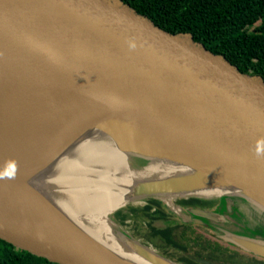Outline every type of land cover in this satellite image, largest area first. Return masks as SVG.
<instances>
[{"label":"water","instance_id":"95a60500","mask_svg":"<svg viewBox=\"0 0 264 264\" xmlns=\"http://www.w3.org/2000/svg\"><path fill=\"white\" fill-rule=\"evenodd\" d=\"M53 122L61 125L56 150L95 123L127 153L130 169L131 155L177 159L242 188L247 195H237L264 212V79L122 0H0V153L47 137ZM14 124L17 140L6 132ZM45 159L24 158L16 175ZM144 181L130 200L201 180ZM35 189L33 197L0 186V239L59 264H120L50 208L46 186ZM189 211L198 224L214 216ZM121 234L137 253L147 249L159 264H175ZM228 241L264 258V238L232 232Z\"/></svg>","mask_w":264,"mask_h":264},{"label":"bare ground","instance_id":"6f19581e","mask_svg":"<svg viewBox=\"0 0 264 264\" xmlns=\"http://www.w3.org/2000/svg\"><path fill=\"white\" fill-rule=\"evenodd\" d=\"M53 124L56 128L47 137L9 154L0 153L5 167L0 170V186L15 192L20 189L26 192L28 189L29 192L26 193L33 197L38 195L33 190L40 183L46 186L50 196L47 204H50V208L56 209L84 238L120 264L163 262L147 249L142 254L125 251L115 239L114 229L108 221L109 213L130 200L140 184L145 182V177L163 181L185 176L201 180L192 187L177 189V194L169 192L168 195L173 197L190 194L205 197L247 195L242 188L229 183L225 178L200 171L192 164L163 155L148 156L151 162L142 171H132L127 153L119 149L116 141L100 131L95 123L84 127L62 149L56 150L55 140L59 137L61 125L58 122ZM16 128L17 124L7 128L10 138ZM1 137L6 136L1 134ZM11 139L17 140L19 137ZM2 150L0 147V151ZM43 151L46 153L42 154ZM31 155H48L51 159L33 163L31 172L18 177L15 171L17 163L20 164ZM20 178L25 180L20 182ZM140 191L146 192L144 189ZM82 217H85L84 221Z\"/></svg>","mask_w":264,"mask_h":264},{"label":"trees","instance_id":"16d2710c","mask_svg":"<svg viewBox=\"0 0 264 264\" xmlns=\"http://www.w3.org/2000/svg\"><path fill=\"white\" fill-rule=\"evenodd\" d=\"M139 14L147 16L171 33H190L208 50L222 55L242 72L259 75L264 79V0H122ZM160 9H168L162 12ZM260 23V24H259ZM254 32L248 27L258 25ZM186 205L211 204L191 198ZM147 205L135 208L148 219L147 228L152 236H158L168 246L182 252L178 259L183 264H195L188 258L187 245L174 239L173 216L163 208L159 199H147ZM143 217V219H144ZM121 219V218H120ZM123 224V222L120 221ZM151 237V236H150ZM153 238V237H152ZM151 238V239H152ZM192 241V239L190 238ZM196 257L220 261L218 255L236 258V253L221 243L199 240ZM199 247L201 249H199ZM209 251L205 256L202 251ZM264 264V260L251 259L246 264ZM0 264H59L44 257L36 256L0 239ZM200 264V263H196Z\"/></svg>","mask_w":264,"mask_h":264},{"label":"rangeland","instance_id":"374dc122","mask_svg":"<svg viewBox=\"0 0 264 264\" xmlns=\"http://www.w3.org/2000/svg\"><path fill=\"white\" fill-rule=\"evenodd\" d=\"M129 159L131 162L132 171L133 170L142 171L144 167H146L151 162L150 159H143L142 157L135 156V155L129 156ZM148 175H151V174L148 173ZM174 194H177V190L176 192H174ZM234 196L235 197L233 196L230 197L229 195L228 196L223 195V196H210L206 198V199L213 200L215 203V206L217 205L216 209H213L214 216L212 218L211 217L207 218V220H212L216 222L215 225L220 230H215L213 228H209L207 230L202 229L204 230L205 238L208 240L217 239L222 242L221 244L224 247H226L230 251V253H237L236 258H233V257L231 258L229 256H224V255H220V256L218 255L220 258V261H223L227 264H246V262L244 261L256 259V258L264 260L263 257L257 256L256 254L251 253V251H248L247 249H244L241 246L232 244L230 243V241H228L229 233H232V232H239V233H243L246 235L247 234L256 235L260 238H264V212L258 207H256L255 205H253L252 203L241 198L239 195L236 194ZM150 198H157V199L162 198L160 199V201L162 202L163 207L167 212L174 214V215L181 213L182 215L186 216V220L189 221L190 225L194 224V219H193L194 216L190 214L191 212L187 209L182 212L179 206H177L179 204V201L191 198V196L178 195V196L173 197L171 195L164 194L162 196H159V198L146 196L143 198L128 200L126 204H124V206H122L120 209L108 215V221L110 222L115 232V237H116L115 239H117L120 242V244H122L121 246L123 247L125 251H129V252L134 251L133 250L134 247L130 243V241L128 240L126 241L125 239H123L124 236L121 233H124V232L128 233L129 235H132L139 242L146 244L145 239L141 238V236H144V237L146 236V234L144 233V231L146 230H143L140 233L139 231H136L135 229L132 228V226H135V225H141L142 228H144L145 217L143 219L144 222L130 218L131 220H128L126 225H124L115 219L116 214L118 213L119 210L123 211L129 206L134 205L138 207H143L147 203V199H150ZM175 211H177V213ZM83 219L85 220V217L84 218L82 217V220ZM118 223H120L121 225ZM134 233H137V234H134ZM154 243L161 244L162 240H160L159 238H155L153 241V244L151 246H148V248L152 250L153 252H155V254L163 257L164 259L172 263L182 264V263H179L178 261V259L182 256V254L175 252L173 249H170V248L167 249L165 248V246L159 249ZM202 253L204 255H210L206 251H202Z\"/></svg>","mask_w":264,"mask_h":264},{"label":"flooded vegetation","instance_id":"af4514ba","mask_svg":"<svg viewBox=\"0 0 264 264\" xmlns=\"http://www.w3.org/2000/svg\"><path fill=\"white\" fill-rule=\"evenodd\" d=\"M160 11L165 12V11H168V9H160ZM259 24L256 25V26L248 27L245 30H247L248 33L254 32V31L257 30ZM194 198L201 199V200H203L205 202L207 200H210L211 201V204L209 206H208V204H201V203H199V204L193 206L195 208H206V209L213 210V209H216V207H217V205L215 206L214 201L211 200V199H206V198L204 199L202 197H194ZM189 199H191V198H188V199H184V200L179 201V204L177 206H179V208L181 209L182 212L184 210H186V209L189 210V208L192 207V206L186 205V202L185 201H187ZM147 204L148 203H146L144 206H146ZM135 208H139V207L138 206H134V205L133 206H129L128 208H126L127 209V212H124L122 214L120 221L123 222L124 225H126L127 221L128 220H131V219L140 220V221L144 222L143 221V217L144 216H142V214L140 212L134 211ZM172 220H173V224L176 226L174 228V231H173L174 239H176V240L179 239L182 244H185V245L188 246L187 247V250H188V254L187 255H188V258L190 260L191 259L193 261L196 260L194 262L195 264L196 263H200V264H227V263H225L223 261H217V260L211 261V260H209L207 258L198 259L196 257V255H195L196 252L198 251V248L197 247L200 245L199 242H194V240L196 238H198L199 240H206V241H211V242L213 241V242H217V243H222L221 241H219L217 239H215V240H212V239L208 240V239L205 238V235H204L205 234L204 233V230H207L209 228H213L215 230H220L215 225L216 222H214L212 220H209L210 222H207L206 221L204 224L194 223L193 225H190L189 224V221L188 220H185V216L182 215L181 213L174 215L173 218H172ZM147 222H148V219L145 218V226H147ZM210 224H213L215 228L209 226ZM132 228L135 229L136 231H139L140 233H141V231L145 230L144 228H142L141 225H135V226H132ZM202 229H204V230H202ZM144 233L146 234V236L145 237L144 236H141V238H144L145 241L147 242V244L152 245L154 239L155 238H159L160 240H162V243L161 244L160 243H154L159 249L162 248L163 246H165V248H167V249L170 248V249H173L175 252H177L179 254H183L182 252H180L179 250L173 248L172 246H168L164 242V240L162 238H160L158 236H152L147 231H144ZM134 234H137V233H134ZM151 238L153 239V241H152ZM190 238L192 239V241L190 240ZM199 249H201V248L199 247ZM206 252L209 253V251H207V250H206ZM205 256H207V255H205ZM224 256H226V255H224ZM244 262H248V260L247 261H244Z\"/></svg>","mask_w":264,"mask_h":264},{"label":"crops","instance_id":"0c3cea01","mask_svg":"<svg viewBox=\"0 0 264 264\" xmlns=\"http://www.w3.org/2000/svg\"><path fill=\"white\" fill-rule=\"evenodd\" d=\"M164 208V207H163ZM124 212H127V209H125V210H119L118 211V213L116 214V217H115V219L118 221V222H120V218H121V216H122V214L124 213ZM145 225V224H144ZM144 229L147 231V232H149V229L147 228V226H144ZM146 244H147V242H146ZM147 245H149V244H147Z\"/></svg>","mask_w":264,"mask_h":264}]
</instances>
